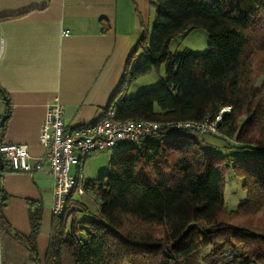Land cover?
<instances>
[{
	"label": "trees",
	"instance_id": "16d2710c",
	"mask_svg": "<svg viewBox=\"0 0 264 264\" xmlns=\"http://www.w3.org/2000/svg\"><path fill=\"white\" fill-rule=\"evenodd\" d=\"M150 10L151 26L136 40L104 112L115 106L117 119L164 123L213 120L227 107L214 136L261 154L218 155L192 132L163 127L117 151L107 172L66 198L63 212L52 214L43 263L36 247L41 204L28 201L24 237L1 214L7 195L0 188V231L27 249L31 264H264V0H150ZM196 28L208 33V51L169 50L173 38ZM162 64V83L124 96ZM0 97L6 100L1 88ZM2 162L0 178L10 170ZM229 168L246 193L234 210L223 203ZM86 194L95 197L93 212L74 198Z\"/></svg>",
	"mask_w": 264,
	"mask_h": 264
},
{
	"label": "crops",
	"instance_id": "0c3cea01",
	"mask_svg": "<svg viewBox=\"0 0 264 264\" xmlns=\"http://www.w3.org/2000/svg\"><path fill=\"white\" fill-rule=\"evenodd\" d=\"M151 14L150 0H0V88L6 98L0 97V118L7 115L0 141L26 144L31 156H40L45 104L55 97L68 129L99 119ZM0 188L7 195L1 214L24 237L31 230L28 201L41 204L36 247L43 263L52 178L44 171L8 170ZM0 263L31 264L27 249L2 231Z\"/></svg>",
	"mask_w": 264,
	"mask_h": 264
},
{
	"label": "built area",
	"instance_id": "2783aa9c",
	"mask_svg": "<svg viewBox=\"0 0 264 264\" xmlns=\"http://www.w3.org/2000/svg\"><path fill=\"white\" fill-rule=\"evenodd\" d=\"M1 43L0 37V46ZM228 109L223 108L213 120L162 123L145 119H117L116 107L112 106L99 119L68 129L63 120V106L55 97L46 102L40 126L39 138L45 146L44 152L33 157L26 144L0 142V154L12 171L29 174L46 172L53 181L50 210L52 214H60L71 193H83L85 179L81 172V162L88 154L117 146H137L156 136L163 127L188 130L195 135L218 134L217 123ZM72 165L77 168L75 174L70 172Z\"/></svg>",
	"mask_w": 264,
	"mask_h": 264
},
{
	"label": "rangeland",
	"instance_id": "374dc122",
	"mask_svg": "<svg viewBox=\"0 0 264 264\" xmlns=\"http://www.w3.org/2000/svg\"><path fill=\"white\" fill-rule=\"evenodd\" d=\"M152 22V14L150 17V26ZM209 37L208 33L204 29L196 28L192 29L186 34L178 35L173 38L169 44V50L172 53L189 51L195 54H201L208 51ZM165 78V65L162 64L157 70H152L147 74L138 77L130 85H128L125 91V97H134L137 94L155 87L162 83ZM200 141V144L204 151H213L218 155H225L232 158L237 155H248V154H261L260 149H252L249 147H243L235 141H230L217 137L211 134H198L195 135ZM127 146H117L109 148L103 151H97L88 154L85 157L82 165L81 172L84 176L85 181L96 180L99 176L103 175L108 171L109 161L112 156L119 150L126 148ZM76 166L72 165L70 172L75 174ZM246 193L242 187V180L236 177L231 168L227 169L224 174V187H223V203L230 209L234 210L237 208L239 203L243 201ZM81 198L91 212L95 210L96 200L92 195H83ZM77 220H82L83 213H77ZM80 238L84 240V235L80 234ZM208 251L201 252L199 259L203 258L204 254ZM120 264H127L125 262Z\"/></svg>",
	"mask_w": 264,
	"mask_h": 264
},
{
	"label": "water",
	"instance_id": "95a60500",
	"mask_svg": "<svg viewBox=\"0 0 264 264\" xmlns=\"http://www.w3.org/2000/svg\"><path fill=\"white\" fill-rule=\"evenodd\" d=\"M7 115H3L1 118H0V125L2 124V122L4 121V119L6 118ZM3 165V162H2V157H1V154H0V167Z\"/></svg>",
	"mask_w": 264,
	"mask_h": 264
}]
</instances>
